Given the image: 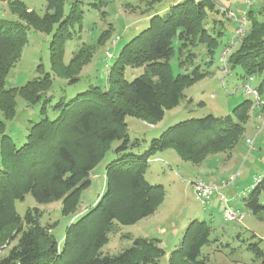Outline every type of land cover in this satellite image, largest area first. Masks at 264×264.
Wrapping results in <instances>:
<instances>
[{
	"label": "trees",
	"instance_id": "obj_1",
	"mask_svg": "<svg viewBox=\"0 0 264 264\" xmlns=\"http://www.w3.org/2000/svg\"><path fill=\"white\" fill-rule=\"evenodd\" d=\"M85 1L45 0V12L38 14L21 0H6L17 21L0 20V110L5 120L12 119L15 96L19 94L28 105L40 103L41 117L29 125L25 142L19 146L4 133L5 123L0 121V248L6 240L15 241L0 264L158 263L164 251L160 240L151 237L134 238L129 247L115 255L97 253L107 234L118 231L119 225L134 224L151 215L163 202L162 185L145 179L149 156L169 147L195 164L212 153L229 156L249 118L252 102L244 100L224 116L208 114L180 121L152 138L143 152L133 151L140 142L128 139L125 117L159 121L165 110L179 103L185 88L209 74L195 63L200 49L202 61L209 64L220 45L222 29L213 32L214 27L207 25L214 0H177L162 13L153 14L147 27L118 52L115 65L142 67V74L130 81L117 77L108 90L92 86L69 99L60 97L51 106L56 117L48 119L53 75L66 79L67 84L78 81L92 49L103 44L110 32V27L104 30L96 44L82 43L64 61L66 42L73 35L70 27L81 18L80 6ZM249 7L245 32L238 46L232 48L227 67L239 66L241 78H258L260 96L264 87V0L257 8ZM30 28L51 34V72L38 65L40 76L19 88H6L5 79L21 57ZM174 56L177 67L189 71L175 73L170 63ZM115 141L120 142L114 148L118 156L106 164L102 193L76 221L70 222L62 242L52 234L55 222L41 221L43 212L39 208H27L23 216L17 213L15 202L24 200L26 194L39 204L60 201L63 214L75 212L82 191L90 184L91 171ZM262 189L264 176L252 188L245 205L264 220V205L258 200ZM209 232L205 221H190L168 264H206L200 253L209 241ZM248 249L264 264V251L258 242L249 244Z\"/></svg>",
	"mask_w": 264,
	"mask_h": 264
},
{
	"label": "rangeland",
	"instance_id": "obj_2",
	"mask_svg": "<svg viewBox=\"0 0 264 264\" xmlns=\"http://www.w3.org/2000/svg\"><path fill=\"white\" fill-rule=\"evenodd\" d=\"M21 1L38 14L45 12V0ZM176 1L88 0L81 4V18L70 27L73 35L65 45V62L82 43L96 44L104 30L110 27V32L103 44H98L92 49L91 59L82 67L78 81L67 84L66 79L53 75L49 92L51 102L47 106L46 117L48 119L56 117L57 113L51 106L60 97L69 99L92 86L108 90L117 77L130 81L142 74V67L115 65L118 52L131 37L147 27L149 18L153 14L162 13ZM262 1H254L251 4L252 8L259 7ZM213 2L214 8L209 11L207 25L214 27L213 32L222 29L219 37L220 45L211 63L205 64L202 61V48H199L201 51L195 62L209 74L185 88L179 103L165 110L163 117L156 123L127 115L125 121L128 139L139 140L140 145L133 151L141 153L152 138L180 121L201 118L208 114L224 116L230 114L237 104L250 100L252 106L249 110V118L244 124V132L229 156L222 152L212 153L205 156L199 164L184 160L173 147L149 156L145 179L148 183L162 185L165 191L164 200L151 215L134 224L119 225L118 231L107 234L97 249V253L101 255L118 254L129 247L134 238L151 237L160 240L164 254L159 257L158 263L145 264H168L169 255L178 246L184 229L190 221L198 219L210 226L209 241L203 245L200 253V258L206 264H260L261 262V259L248 249V245L258 242V246L264 251V220L257 218L248 209L245 199L257 181L264 176V114L261 116L264 108L260 111L258 104V100L264 104V87L260 91V96L246 93L244 91L246 84L257 91L258 78H241L242 70L239 66L228 65L223 70L218 63L221 48L232 40L237 20L243 17L245 19V12L250 7L244 0ZM94 3L97 5L93 6ZM68 8L67 3L65 13L68 12ZM213 18L222 23L217 24ZM0 20L6 23L17 21L16 15L10 12L6 0H0ZM241 38L242 36H239L236 39L233 47L238 46ZM50 40L51 34L32 28L27 31V43L22 49L20 59L10 69L5 79L6 88H19L28 80L40 76L41 73L36 70L38 65H41L43 71L51 72ZM170 63L175 73L189 71L177 67L175 56L171 58ZM39 112L40 103L28 105L19 94L15 96V115L12 119L5 120L0 110V121L5 123L4 133L12 137L16 146L25 142L27 128L40 119ZM119 143L113 142L111 149L91 171L90 184L82 191L75 212L63 214L60 201L39 204L30 194H26L24 200L15 202V210L23 216L27 208H39L43 212L41 221L55 222L52 234L58 242H62L70 222L76 221L102 193L106 164L118 156L114 148ZM196 180L207 183L229 181L222 189L228 201L221 202L214 195L209 202L201 203L195 198L191 186V182ZM258 200L264 205V189L260 191ZM226 209L241 216L228 220L225 218ZM14 244L15 241L6 240L0 248V258L5 256ZM137 264L142 263L139 261Z\"/></svg>",
	"mask_w": 264,
	"mask_h": 264
},
{
	"label": "built area",
	"instance_id": "obj_3",
	"mask_svg": "<svg viewBox=\"0 0 264 264\" xmlns=\"http://www.w3.org/2000/svg\"><path fill=\"white\" fill-rule=\"evenodd\" d=\"M254 1L256 0H244V2L247 5L252 4ZM231 15L233 16V13L231 12ZM245 28H246V22L244 17L243 18H239L237 20V25L234 29L233 32V37L232 40H230L229 44L225 45L218 56V63L219 65L223 68V70L226 69L227 64H228V58L229 55L231 53L232 47H233V43L236 41V39L239 36H242L245 32ZM250 79H252V77H250ZM244 91L246 93H253L254 95H257V91L255 89H252L250 85L246 84L244 85ZM256 97V96H255ZM264 113L261 114V116ZM249 141V140H247ZM234 176H232L233 178ZM229 181H219V182H211V183H207L204 182L202 180H196V181H192L191 182V186L195 195V198L197 200H199L201 203L205 204L207 202L210 201V199L216 195L217 198L221 201V202H227V197L226 195L222 192V189L227 185ZM241 215H237L236 213H234L232 210L230 209H226L225 210V218L228 220H234L237 219L238 217H240Z\"/></svg>",
	"mask_w": 264,
	"mask_h": 264
},
{
	"label": "crops",
	"instance_id": "obj_4",
	"mask_svg": "<svg viewBox=\"0 0 264 264\" xmlns=\"http://www.w3.org/2000/svg\"><path fill=\"white\" fill-rule=\"evenodd\" d=\"M259 101V109H260V111L262 110V108H264V104L260 101V100H258ZM214 182V181H213Z\"/></svg>",
	"mask_w": 264,
	"mask_h": 264
}]
</instances>
